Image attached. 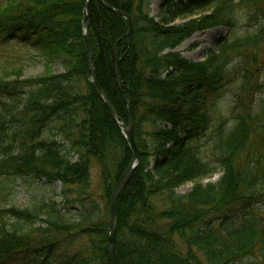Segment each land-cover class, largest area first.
<instances>
[{"label":"trees","instance_id":"trees-1","mask_svg":"<svg viewBox=\"0 0 264 264\" xmlns=\"http://www.w3.org/2000/svg\"><path fill=\"white\" fill-rule=\"evenodd\" d=\"M113 10L130 17L128 36ZM244 10L264 16V0H162L157 17L150 0H0V264H110V198L132 152L91 82L86 24L120 123L131 105L139 158L117 200L116 263L264 264V22L202 61L176 51L196 32L234 30ZM29 58L43 72L25 78ZM228 86L232 125L206 139ZM23 177L60 183L63 206L2 204Z\"/></svg>","mask_w":264,"mask_h":264},{"label":"rangeland","instance_id":"rangeland-1","mask_svg":"<svg viewBox=\"0 0 264 264\" xmlns=\"http://www.w3.org/2000/svg\"><path fill=\"white\" fill-rule=\"evenodd\" d=\"M162 5V0H150V15L157 17L159 9ZM240 19L237 23V27L234 30H229L225 27H219L223 35L222 37L216 39L212 34V29L204 30L198 33H195L189 39L185 40L176 51L180 55L189 60V61H202L205 59L206 55L210 50L216 51L218 43L222 38L226 37H237L241 36L247 32H250L258 24L264 22V16L253 17L250 13H247L245 10L240 12ZM182 20H177L176 24H181ZM217 29V28H215ZM213 36V37H212ZM29 56V55H28ZM52 70L54 73L62 72V68L58 63L52 65ZM43 72V64L35 58H29L26 60V67L24 70V77H36ZM228 86L226 91L214 101L211 109V125L210 130L206 134L207 137L214 130L220 121L224 123V127L229 128L232 125V112L230 109L229 103V89ZM205 142V141H204ZM221 172L217 171L211 178L204 179L203 183L207 182H216L220 177ZM91 183L92 191L95 197V200H98L100 195V179H99V170L96 166H93L91 169ZM192 188V183H186L176 189L177 194H186ZM61 191L60 183H46V181H38L32 177H23L15 178L12 181V194L7 198V200L2 204H9L19 208H30L35 204H52L57 205L61 204V197L59 193ZM63 206V205H62ZM260 210H264V205L257 207ZM66 216H71L74 214V210L67 207L63 209ZM217 220L212 219V222L215 223Z\"/></svg>","mask_w":264,"mask_h":264},{"label":"water","instance_id":"water-1","mask_svg":"<svg viewBox=\"0 0 264 264\" xmlns=\"http://www.w3.org/2000/svg\"><path fill=\"white\" fill-rule=\"evenodd\" d=\"M85 10H87V2L84 5ZM116 14L122 16L123 18H125L127 24H128V30L125 34V36H128L131 30V20L130 17L121 11L118 10H113ZM84 38H85V42H86V46H87V52H88V69L91 75V81L92 84L98 89V91L100 92V95L104 101V104L106 105L110 116L112 118V120L117 124V126L120 128L121 133L123 134L131 152H132V158L128 164V166L126 167V169L124 170V172L122 173V175L120 176V178L118 179V181L116 182L114 189L112 191L111 194V198H110V213H109V228H108V243H107V254H108V259L110 264H117L116 263V259H115V255H114V248H113V244H114V235H115V216H116V208H117V200L119 197V194L121 192V190L123 189V187L126 185V183L128 182V180L130 179V177L133 174V171L136 168H139V158H138V153H137V148L135 145V141L133 138V133H132V127H133V119H132V111H131V105L129 102H127V106L129 109V121L128 124H122L120 123L115 115V112L112 108V105L108 99V97L106 96V94L104 93V91L100 88V86L98 85L97 81H96V77H95V73H94V68L92 65V56H91V50H90V42H89V37H88V24H86V27L84 29ZM115 57H116V61H117V85L119 90L121 91V75H120V59L118 56V52H117V44L115 45Z\"/></svg>","mask_w":264,"mask_h":264},{"label":"bare ground","instance_id":"bare-ground-1","mask_svg":"<svg viewBox=\"0 0 264 264\" xmlns=\"http://www.w3.org/2000/svg\"><path fill=\"white\" fill-rule=\"evenodd\" d=\"M218 31H221L219 28H217V29H214L213 31H212V34H213V36L216 38V39H218V38H220V37H222V33L221 32H219L218 34H217V32ZM212 36V37H213ZM86 48H87V46H86ZM90 50H91V47H90ZM92 56V55H91Z\"/></svg>","mask_w":264,"mask_h":264}]
</instances>
